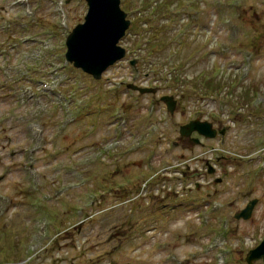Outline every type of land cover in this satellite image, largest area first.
I'll list each match as a JSON object with an SVG mask.
<instances>
[{
  "label": "rangeland",
  "instance_id": "374dc122",
  "mask_svg": "<svg viewBox=\"0 0 264 264\" xmlns=\"http://www.w3.org/2000/svg\"><path fill=\"white\" fill-rule=\"evenodd\" d=\"M145 1L119 41L125 58L95 81L64 57L84 0H0V264H214L205 246L221 231L216 251L226 264H245L262 241L264 101L255 95L264 98V0H178L175 14H165L175 7L163 0ZM129 83L157 92L139 95ZM163 95L177 100L173 115ZM193 119L225 133L174 148L179 126ZM147 145L153 164L172 162L151 181L152 172L134 164ZM181 153L186 177L167 181L162 175L175 174ZM206 162L223 173L221 184ZM250 198L259 199L252 217L233 220ZM116 200L125 201L78 234L39 232L71 221L61 206L83 202L95 214Z\"/></svg>",
  "mask_w": 264,
  "mask_h": 264
},
{
  "label": "water",
  "instance_id": "95a60500",
  "mask_svg": "<svg viewBox=\"0 0 264 264\" xmlns=\"http://www.w3.org/2000/svg\"><path fill=\"white\" fill-rule=\"evenodd\" d=\"M86 2L88 12L84 18L85 22L77 25L67 37L65 57L73 63L75 68H81L83 72L98 80L109 66L125 57V49L117 44L124 36L130 22L125 20L126 14L121 11L119 0H86ZM130 64L133 66L135 63L131 61ZM128 88L141 94L155 92L153 89L139 88L134 85H128ZM162 100L168 111L172 113L175 109L173 98L163 97ZM193 132L208 139L216 136L211 123L199 120L191 121L181 126L179 130L181 136H190ZM220 134H223V131ZM194 142L198 143V140ZM208 173H213L211 167ZM253 204L252 202L240 213L243 219L250 217ZM257 260H262L264 264V240L246 255L247 264H253Z\"/></svg>",
  "mask_w": 264,
  "mask_h": 264
},
{
  "label": "flooded vegetation",
  "instance_id": "af4514ba",
  "mask_svg": "<svg viewBox=\"0 0 264 264\" xmlns=\"http://www.w3.org/2000/svg\"><path fill=\"white\" fill-rule=\"evenodd\" d=\"M164 3H168V8L167 9H170L172 7H175L173 9H171L169 11V13H165V14H175L176 13V7L177 6H181L183 5V1H179L178 0H163ZM148 4L145 0H130L127 2V10H128V14L132 13V12H136V13H143L144 10L147 8ZM172 11H175V13H173ZM197 135L195 133H193L191 135V138H195ZM191 138H179L178 142H172V144L175 146V147H180L182 150H183V147H181V145L183 144H186L188 145L189 147H192L191 146V141L192 139ZM183 158V154H181V157L180 159ZM127 165L129 167H132L133 163L132 162H127ZM144 167L145 169H148V170H152V162H151V157H148L146 159V162L144 163ZM159 165H157V170H159ZM180 171V170H179ZM181 174L183 175V169H181ZM121 186H119L120 188ZM251 201H255L256 204L253 208V211H252V214L254 212V209L256 207V205L259 203V199L258 198H250L246 201V203L244 204L243 208L247 205V203L251 202ZM62 209V214L65 212L67 214H69L70 218H71V221L70 222H67L66 224H58V233H57V236H68L69 234L67 233L68 230H70L71 228L77 230V225L79 223H82L84 221V218L87 217V214L83 216L84 213H86L85 209L87 207H85V205H80V206H76V205H65V206H61ZM242 208V209H243ZM239 210L237 212V214L239 212L242 211ZM236 214V215H237ZM252 214H251V217H252ZM51 215H55L54 213L51 212ZM56 216V215H55ZM240 221V220H239ZM79 231V229H78Z\"/></svg>",
  "mask_w": 264,
  "mask_h": 264
}]
</instances>
